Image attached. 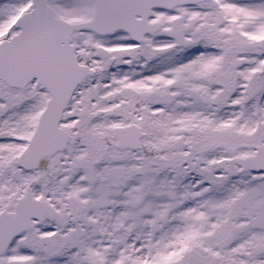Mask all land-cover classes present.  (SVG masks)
<instances>
[{
	"label": "snow or ice",
	"instance_id": "1",
	"mask_svg": "<svg viewBox=\"0 0 264 264\" xmlns=\"http://www.w3.org/2000/svg\"><path fill=\"white\" fill-rule=\"evenodd\" d=\"M0 264H264V0H0Z\"/></svg>",
	"mask_w": 264,
	"mask_h": 264
}]
</instances>
